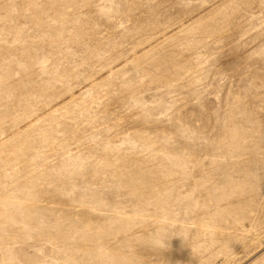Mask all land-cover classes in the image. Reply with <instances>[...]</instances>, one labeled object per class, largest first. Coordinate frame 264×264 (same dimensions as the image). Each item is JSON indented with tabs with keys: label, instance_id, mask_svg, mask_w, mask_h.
Here are the masks:
<instances>
[{
	"label": "rangeland",
	"instance_id": "obj_1",
	"mask_svg": "<svg viewBox=\"0 0 264 264\" xmlns=\"http://www.w3.org/2000/svg\"><path fill=\"white\" fill-rule=\"evenodd\" d=\"M0 264H264V0H0Z\"/></svg>",
	"mask_w": 264,
	"mask_h": 264
}]
</instances>
